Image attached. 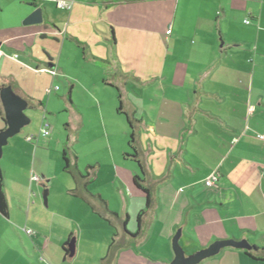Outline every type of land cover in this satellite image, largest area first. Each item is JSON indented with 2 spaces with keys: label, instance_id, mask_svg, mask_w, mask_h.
Wrapping results in <instances>:
<instances>
[{
  "label": "crops",
  "instance_id": "crops-1",
  "mask_svg": "<svg viewBox=\"0 0 264 264\" xmlns=\"http://www.w3.org/2000/svg\"><path fill=\"white\" fill-rule=\"evenodd\" d=\"M45 1L0 6V49L18 55L0 59V88L11 86L28 110L49 113L56 101L70 112L64 151L80 175L58 187L31 172L27 190L17 178L6 183L0 169L8 208L0 214V264H169L178 231L186 256L220 240L264 248V141L256 137L264 134V0H75L62 10L67 23L50 17ZM32 4L42 22L25 25ZM87 4L96 9L90 18ZM73 44L96 71L62 65ZM108 87L116 98L109 108L101 96ZM78 88L94 109L86 117ZM5 126L0 119V131ZM82 134L102 148L73 153ZM32 136L35 148L51 141L40 130ZM214 170L219 180L207 188ZM244 251L225 248L199 264H264L263 253L255 260Z\"/></svg>",
  "mask_w": 264,
  "mask_h": 264
},
{
  "label": "rangeland",
  "instance_id": "rangeland-1",
  "mask_svg": "<svg viewBox=\"0 0 264 264\" xmlns=\"http://www.w3.org/2000/svg\"><path fill=\"white\" fill-rule=\"evenodd\" d=\"M22 0H0V6L4 9L9 8V6H16L17 3ZM98 4V0H95ZM30 2H27L28 4ZM45 9L50 15V17H56V19L63 18L65 20V23H67L68 20V11H62L59 9H56L54 4L50 1H45ZM86 3V2H84ZM43 4V3H42ZM29 5V4H28ZM87 16L92 17L93 15H96V9L93 6V4H87ZM102 7V6H101ZM82 12L79 14L78 18L83 19L86 17V13ZM9 14V12L4 10V15ZM67 16V17H66ZM80 50L76 49V46L73 44L70 47H66L63 51V59H62V65L68 68V70H87L90 69L92 71L97 70V65L90 64V65H83L81 59H80ZM95 66V67H91ZM91 67V68H90ZM58 85L62 87L63 89V80H59ZM107 94H104L102 91L101 96L103 97V100L107 102L106 107L109 108V105L112 103V105L115 104L116 98H114L115 91L111 88H106ZM112 97V100H111ZM74 99L78 105V108L80 112L86 116L88 114L93 113L94 109H90V100L82 93L80 88L76 89V92L74 94ZM49 113L44 112L41 109H33V110H26L25 115L29 117L30 123L22 128L20 133L17 135L11 137L8 140V143L6 146L3 147L2 150V157L0 159V169L5 170L4 176L6 179V183H8L10 186L15 182V178L18 179V182H22L26 184V179L28 180L30 173L33 172L36 175H40V171H43L49 177V180H52V183L54 186H60L63 181H65V176L68 175L71 176L70 173L66 172V174L63 173L62 167H64V162L62 160V150L66 149L68 151V144L70 143L68 141L69 135H70V127L68 125V118L70 116V112L67 110H64V108H60L58 103L56 101L50 103L49 105ZM51 111H54V113H51ZM51 113V114H50ZM45 115L46 119L44 122H47L51 127L50 136L47 138V140H51L48 144L41 142L37 148H35V140L30 142L25 141L26 136H32V135H38V132L40 130L41 125L44 123L42 121L43 116ZM119 137V136H117ZM115 137L114 139L109 140V143L113 147L114 150L119 147L120 138ZM80 143L75 145V150L73 153H80L81 150H79V146H85L86 151L94 150V148L101 149L102 148V141H86L85 135L82 134L79 136ZM128 140V138H127ZM126 140V141H127ZM130 141V138H129ZM61 143V144H60ZM84 143V144H83ZM87 143V145H86ZM133 144V142L131 143ZM130 144V145H131ZM37 145V144H36ZM62 145V146H61ZM89 145V146H88ZM123 145V143H122ZM127 149L129 150V153L135 154L134 149L131 147ZM37 150V154H35V151ZM85 158H81L79 166L80 169L84 166ZM134 163H132L133 165ZM137 171L139 173V176L142 178V173L139 170V167L137 168ZM19 174V175H18ZM103 177H106V174H102ZM23 185H20L23 191ZM14 189L17 190V194L20 195V188L18 186H13ZM27 190H29L28 184L24 185ZM24 188V189H25ZM21 191V192H22ZM12 191H8V201L10 208H13L14 205L12 201L10 200L11 197H13ZM23 228V227H22ZM33 229V227H31ZM22 230V229H20ZM26 232V231H25ZM23 233V232H22ZM177 232H175L176 234ZM21 234V231H20ZM25 234V233H23ZM175 236V235H174ZM29 238V237H28ZM183 249V248H182ZM189 250V249H188ZM223 250V249H222ZM184 251V250H183ZM187 251V250H186ZM185 253V252H184ZM195 253V252H194ZM187 255V254H186Z\"/></svg>",
  "mask_w": 264,
  "mask_h": 264
},
{
  "label": "water",
  "instance_id": "water-1",
  "mask_svg": "<svg viewBox=\"0 0 264 264\" xmlns=\"http://www.w3.org/2000/svg\"><path fill=\"white\" fill-rule=\"evenodd\" d=\"M33 7V11L23 21L25 25L39 24L42 22V9ZM0 102L4 112L5 128L0 131V159L2 157L3 147L7 145L8 140L20 133L21 129L30 123L29 117L25 115V111L32 109L28 106L27 101L17 95L11 86L3 87L0 90ZM43 200H46V192L43 194ZM180 232L178 231L172 239L173 259L169 264H199L205 259L217 255L222 249L234 248L249 250L250 246L247 241L220 240L215 241L208 247L199 250L191 255L186 256L179 244ZM70 256L74 252V243L71 241L68 245Z\"/></svg>",
  "mask_w": 264,
  "mask_h": 264
},
{
  "label": "trees",
  "instance_id": "trees-1",
  "mask_svg": "<svg viewBox=\"0 0 264 264\" xmlns=\"http://www.w3.org/2000/svg\"><path fill=\"white\" fill-rule=\"evenodd\" d=\"M120 110H121V106L119 105L117 111L120 112ZM0 119H1L2 123L5 126L6 124H5V120H4V113H3L2 110L0 112ZM127 123H128L129 129L131 130L130 141H129V146H130V144L133 142V130H132V125L130 123V120L128 118H127ZM62 160L64 162V167H63L64 171L70 173L72 176H75L76 174L80 175L79 172H77L76 168L73 167L72 165H70V162L67 159L66 152L64 150L62 151ZM138 165H139V168L142 169V166L140 164H138ZM133 181L135 182V185L138 187V189L141 190L145 194V201H146L145 208H148L150 206V197L148 195V191L141 187V185H140L141 179L138 176H135ZM44 182H45V179L42 178V183H44ZM7 212H8L7 202H6L3 186L1 184V174H0V214L3 215V216H6ZM142 214L143 213L141 212L139 214L138 218H137V223H138V227H139L138 231L139 232H140V218H141ZM234 241H236V240H234ZM248 245L250 246V249L249 250H245L244 251L245 254L247 256H249L250 258H252V259L260 260V258H257L255 256V254H256V252H261V253L264 254V248H258V247L254 246V245L249 244V243H248Z\"/></svg>",
  "mask_w": 264,
  "mask_h": 264
},
{
  "label": "built area",
  "instance_id": "built-area-1",
  "mask_svg": "<svg viewBox=\"0 0 264 264\" xmlns=\"http://www.w3.org/2000/svg\"><path fill=\"white\" fill-rule=\"evenodd\" d=\"M36 1L41 2L44 0H36ZM48 1L53 2L56 5V7L58 9H61V10H70L73 7L74 2H75V0H48ZM245 22L247 23V21H245ZM1 58H10L11 60L17 61L18 55L17 54L8 55L7 53H5L3 50L0 49V59ZM38 72H48L51 75H55V72L53 70H38ZM57 89L58 88L56 87L55 90H57ZM46 92L49 93L50 90H46ZM50 132H51L50 125L47 122H44L42 124L41 129H40V136L43 138H46L49 136ZM256 137L259 140L264 141V134H257ZM26 141L32 142V141H34V137L28 136L26 138ZM35 178L37 179V177H35ZM218 180H219V173L216 170H214V171H211L206 176L203 183L207 188H213L216 186ZM26 233L30 235V234H32V231L26 230Z\"/></svg>",
  "mask_w": 264,
  "mask_h": 264
}]
</instances>
